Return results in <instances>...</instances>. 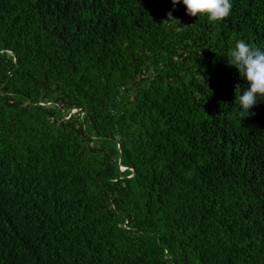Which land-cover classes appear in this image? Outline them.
I'll use <instances>...</instances> for the list:
<instances>
[{"label":"trees","instance_id":"16d2710c","mask_svg":"<svg viewBox=\"0 0 264 264\" xmlns=\"http://www.w3.org/2000/svg\"><path fill=\"white\" fill-rule=\"evenodd\" d=\"M232 4L0 0V264H264V101L226 62L264 0Z\"/></svg>","mask_w":264,"mask_h":264},{"label":"clouds","instance_id":"9594fccd","mask_svg":"<svg viewBox=\"0 0 264 264\" xmlns=\"http://www.w3.org/2000/svg\"><path fill=\"white\" fill-rule=\"evenodd\" d=\"M173 8L182 3L186 8V14L193 18H207L211 23L226 19L233 8L232 0H171ZM177 22L172 13L167 14L163 23ZM227 65L235 68L239 77L243 78L247 87L240 95H236L240 110L238 117L243 121L248 118L251 110L264 101V49L256 47L243 39L237 40L234 47L227 53ZM240 85L236 86V89Z\"/></svg>","mask_w":264,"mask_h":264}]
</instances>
